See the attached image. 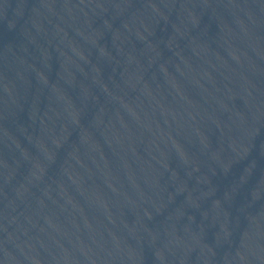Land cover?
I'll return each instance as SVG.
<instances>
[{
    "label": "water",
    "instance_id": "1",
    "mask_svg": "<svg viewBox=\"0 0 264 264\" xmlns=\"http://www.w3.org/2000/svg\"><path fill=\"white\" fill-rule=\"evenodd\" d=\"M0 264H264V0H0Z\"/></svg>",
    "mask_w": 264,
    "mask_h": 264
}]
</instances>
